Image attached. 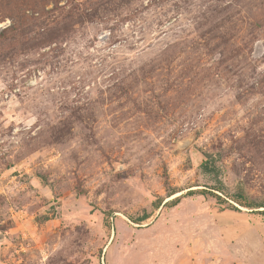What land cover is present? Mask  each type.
<instances>
[{"label": "rangeland", "instance_id": "rangeland-1", "mask_svg": "<svg viewBox=\"0 0 264 264\" xmlns=\"http://www.w3.org/2000/svg\"><path fill=\"white\" fill-rule=\"evenodd\" d=\"M259 206L264 0H0V264H264Z\"/></svg>", "mask_w": 264, "mask_h": 264}, {"label": "trees", "instance_id": "trees-1", "mask_svg": "<svg viewBox=\"0 0 264 264\" xmlns=\"http://www.w3.org/2000/svg\"><path fill=\"white\" fill-rule=\"evenodd\" d=\"M202 168H204L205 170H207V171H209L210 170V167L208 166V164H207V161L206 162H203L202 163ZM202 194H206V192H201ZM246 200V196L243 194V193H239L238 195H236L233 199H232V201H234L235 203H237L238 205H240V206H242V207H246V208H252V207H254V205H252L250 202H244ZM180 200H179V198H176V200H175V202H173V203H171V204H174V205H176L178 202H179ZM219 201H220V199L219 198H216L215 199V203H219ZM162 205V204H161ZM164 205L165 206H167V205H169V202H165L164 203ZM233 208V209H236V210H239V209H237V208H235V207H233V206H231L230 204H229V208ZM259 208H264V206H259ZM264 213V212H263ZM108 218V217H107ZM148 217L147 216H144V218H142V220H140V221H144V220H146ZM109 220V219H108ZM108 224V227H113V225L110 223V221H109V223H107Z\"/></svg>", "mask_w": 264, "mask_h": 264}, {"label": "built area", "instance_id": "built-area-1", "mask_svg": "<svg viewBox=\"0 0 264 264\" xmlns=\"http://www.w3.org/2000/svg\"><path fill=\"white\" fill-rule=\"evenodd\" d=\"M6 26V25H5Z\"/></svg>", "mask_w": 264, "mask_h": 264}]
</instances>
